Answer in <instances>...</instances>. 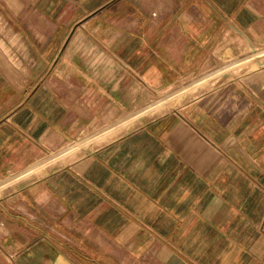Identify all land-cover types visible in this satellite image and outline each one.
<instances>
[{
	"label": "crops",
	"instance_id": "crops-1",
	"mask_svg": "<svg viewBox=\"0 0 264 264\" xmlns=\"http://www.w3.org/2000/svg\"><path fill=\"white\" fill-rule=\"evenodd\" d=\"M255 44L264 0H0V179L72 158L0 196V264H264Z\"/></svg>",
	"mask_w": 264,
	"mask_h": 264
},
{
	"label": "rangeland",
	"instance_id": "rangeland-1",
	"mask_svg": "<svg viewBox=\"0 0 264 264\" xmlns=\"http://www.w3.org/2000/svg\"><path fill=\"white\" fill-rule=\"evenodd\" d=\"M254 47H256L257 49H259V51L261 52V55H260V57H259V61H263L264 60V45H260V44H255L254 45ZM252 50H253V46H250L249 48H248V50H246L241 56H239V57H237L236 58V60L235 61H239L240 59H244L245 57H248V55H250L251 53H252ZM249 59H251V58H249ZM258 60H257V58H252L249 62H247L248 63V65L250 66H252V67H255L256 66V64H255V62H257ZM247 63H242V64H240V63H238L237 62V65L235 66V67H242V66H245V65H247ZM252 63V64H251ZM230 67H228V66H226V68H221V70L219 71L218 69H216V70H213V71H209V72H207V73H205V74H203L201 77H199V79L200 78H204L202 81H200L199 82V84L197 85V87H199V85L200 86H203V85H205V84H207L209 81H212V86H214L215 85V83L217 84V79H219L220 78V75L224 72V71H228V70H233V69H235V68H233V69H229ZM195 81H197V79L195 80ZM210 86V85H209ZM196 87V88H197ZM175 90H177V89H173V90H170V91H167V92H163V93H157V95H156V97H154V99L153 100H151V102H149L148 103V105H146V107H144L143 109H141V111L140 112H138L137 113V116L139 115V116H142V115H151L152 117L154 116V115H156V114H158V113H163V112H165V111H167V110H169V109H172V108H174L176 105H177V101H175L177 98H174V99H172L171 98V93L172 92H174ZM195 90V89H194ZM167 97H168V100H167ZM160 98H163V99H165V100H167V101H165V102H163V103H161L160 102ZM171 98V99H170ZM146 110H148V111H146ZM137 116H135V119L136 118H138ZM146 118H148V117H146ZM134 119H132L131 120V123H132V121H133ZM129 125V124H128ZM81 139V138H80ZM79 140V139H78ZM73 144V143H72ZM71 145V144H70ZM70 145H67L66 147H68V146H70ZM65 147V148H66ZM64 148V149H65ZM63 149V150H64ZM88 149H92L91 147H88V148H86L85 149V151L86 150H88ZM57 154V153H56ZM52 155H55V153H53V154H51L50 156H52ZM70 157V156H69ZM69 157H63V158H61V159H59V160H57L56 162H53V163H51L49 166H46L45 168H42L41 170H37V171H35V172H29V173H17V174H14V175H11V176H9V177H7V178H1L0 179V183L2 182V181H4V180H6V179H8V178H10V177H17V178H15L12 182H11V184L10 185H8L7 187H5L4 189H0V196H3V195H5L6 193H9L10 191H12V190H14V188L17 186V185H19V184H21L22 182H24V181H26V180H28V179H31V178H34V177H39V176H42V175H44L45 173H46V171L49 169V168H51L53 165H55L56 163H68V161H70V160H68V158ZM78 158V157H77ZM70 159H72L71 157H70ZM26 174H28V176L26 175Z\"/></svg>",
	"mask_w": 264,
	"mask_h": 264
}]
</instances>
